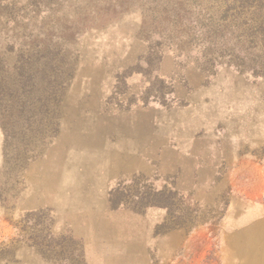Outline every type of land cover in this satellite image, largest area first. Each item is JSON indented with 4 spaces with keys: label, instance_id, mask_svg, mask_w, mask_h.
<instances>
[{
    "label": "rangeland",
    "instance_id": "1",
    "mask_svg": "<svg viewBox=\"0 0 264 264\" xmlns=\"http://www.w3.org/2000/svg\"><path fill=\"white\" fill-rule=\"evenodd\" d=\"M0 131V264H264V0H0Z\"/></svg>",
    "mask_w": 264,
    "mask_h": 264
},
{
    "label": "crops",
    "instance_id": "2",
    "mask_svg": "<svg viewBox=\"0 0 264 264\" xmlns=\"http://www.w3.org/2000/svg\"><path fill=\"white\" fill-rule=\"evenodd\" d=\"M139 154L138 152L134 154L133 158L138 159ZM140 159L144 160V156L143 154H141ZM0 162H1V131H0ZM54 183H56L53 187H51V191L53 192V190H55L54 192V197L52 196L51 202L54 206L58 207L61 206L60 205V198L63 197L62 194V185L61 183L64 182L65 178H50ZM76 179V183L80 184L83 182L85 183L84 186H77V188H75V186L73 187V191L76 193H88L89 197L91 195V193L94 191V187L91 185L94 181L97 182V184H102V191L107 189V184L112 181V178H75ZM60 184V185H59ZM99 189V188H98ZM44 190H41V194L42 196H39V198H33L32 196V201H28L27 205H32L34 207L35 206H43L45 199H44V194H43ZM40 201V203H39ZM40 204V205H39ZM75 205H77L78 207H80L81 209L75 210L70 212L69 214H66L68 216H74L72 219L69 218L68 222L71 223L73 226H76L74 228L80 229V230H88L90 231L92 228V219L94 216H99L102 214H106V208L109 206L108 203V199L106 195H103L101 197V201L99 204L95 205L92 208L89 209H84V208H88L90 207V204L88 203H82V202H76L74 203Z\"/></svg>",
    "mask_w": 264,
    "mask_h": 264
}]
</instances>
